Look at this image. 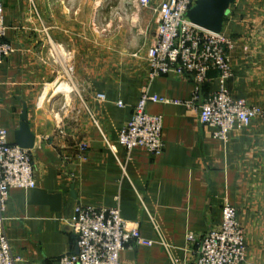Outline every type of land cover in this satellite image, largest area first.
Masks as SVG:
<instances>
[{
  "label": "crops",
  "instance_id": "crops-1",
  "mask_svg": "<svg viewBox=\"0 0 264 264\" xmlns=\"http://www.w3.org/2000/svg\"><path fill=\"white\" fill-rule=\"evenodd\" d=\"M160 1L5 0L14 51L0 64V126L16 143L26 107L35 135L36 186L11 189L7 206L19 264H60L76 251L69 222L80 202L119 205L124 219L155 241L128 245L122 264H172L160 233L179 264H195L198 245L188 235L215 228L223 205L232 204L246 234L244 264H264V120L236 127L228 140L215 138L187 106L191 76L149 79ZM223 31L236 40L231 92L264 108V0H236ZM215 87L208 83L204 96ZM145 92L167 98L147 105L164 118L158 156L119 142Z\"/></svg>",
  "mask_w": 264,
  "mask_h": 264
},
{
  "label": "built area",
  "instance_id": "built-area-1",
  "mask_svg": "<svg viewBox=\"0 0 264 264\" xmlns=\"http://www.w3.org/2000/svg\"><path fill=\"white\" fill-rule=\"evenodd\" d=\"M4 1L0 0V64L14 51L7 37ZM142 7H151V0H138ZM197 0H161L156 6L157 29L147 51L150 80L160 75L191 76L195 89L187 106L198 115L200 124L213 128L215 138L228 140L236 127H248L254 120H264V108L236 97L228 86L234 75L232 51L236 40L224 31L216 33L190 21L187 12ZM6 40V41H5ZM211 72L216 75L211 76ZM211 81L216 87L204 96V87ZM1 90V80H0ZM106 100L105 94H97ZM1 99V94H0ZM167 98L145 92L133 109L130 120L121 129L119 142L132 150L143 147L154 156L161 155L164 118L148 111V102H166ZM118 104L123 106V101ZM36 186L31 149L8 140V128L0 126V264H19L21 257L11 245L6 232L7 206L13 188ZM236 206L225 203L219 225L202 236L188 235L190 243L198 245L195 264H244L248 245L245 230L238 219ZM77 238L78 253L60 256V264H122L121 255L131 243L153 246L155 241L142 236L136 224L130 225L119 205L112 207L79 203L75 217L69 222ZM160 233V228L155 224ZM159 242L166 248L172 264L179 260L160 233Z\"/></svg>",
  "mask_w": 264,
  "mask_h": 264
},
{
  "label": "water",
  "instance_id": "water-1",
  "mask_svg": "<svg viewBox=\"0 0 264 264\" xmlns=\"http://www.w3.org/2000/svg\"><path fill=\"white\" fill-rule=\"evenodd\" d=\"M236 0H197L187 16L195 25L212 32H222L225 18L230 7ZM35 135L31 132L28 123V110L25 107L21 114L20 127L16 131V144L25 149H32ZM78 253V247L76 248Z\"/></svg>",
  "mask_w": 264,
  "mask_h": 264
},
{
  "label": "rangeland",
  "instance_id": "rangeland-1",
  "mask_svg": "<svg viewBox=\"0 0 264 264\" xmlns=\"http://www.w3.org/2000/svg\"><path fill=\"white\" fill-rule=\"evenodd\" d=\"M4 7H5V1H4ZM126 12H127V10L124 9V12H121V15H120V16H124V14H125ZM125 16H127V15H125ZM125 16H124V17H125ZM100 25H101V23H100ZM5 39H6L8 42H10V41L7 39V37H6ZM6 40H5V41H6ZM10 43H11V42H10ZM245 235H246V234H245Z\"/></svg>",
  "mask_w": 264,
  "mask_h": 264
},
{
  "label": "trees",
  "instance_id": "trees-1",
  "mask_svg": "<svg viewBox=\"0 0 264 264\" xmlns=\"http://www.w3.org/2000/svg\"><path fill=\"white\" fill-rule=\"evenodd\" d=\"M210 75H211V76H215L216 74H215L214 72H211ZM204 89H205V87H204Z\"/></svg>",
  "mask_w": 264,
  "mask_h": 264
}]
</instances>
